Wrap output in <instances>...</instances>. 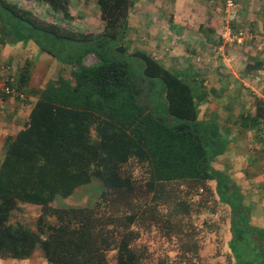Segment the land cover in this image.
Here are the masks:
<instances>
[{
  "label": "trees",
  "instance_id": "1",
  "mask_svg": "<svg viewBox=\"0 0 264 264\" xmlns=\"http://www.w3.org/2000/svg\"><path fill=\"white\" fill-rule=\"evenodd\" d=\"M33 1L70 16L68 0ZM95 1L102 24L81 30L0 0V42L29 40L58 65L35 88L27 87V59L0 80L16 93L0 88L1 97L35 96L0 157V257L21 260L38 249L45 264H110L113 252L114 264H141L146 243L136 241L152 230L177 245L167 264H190L204 233L228 221V251L213 254H224L222 264H264V227L249 222L240 187L212 163L229 139L221 123L232 120L198 117L206 92L187 67L167 68L151 52L128 49L132 0ZM222 13L231 33L244 32L230 27L238 10L233 18L223 6ZM217 38L224 51L244 43ZM243 57L245 73L263 67L259 57ZM253 97V113H239L237 123L264 131V98ZM92 178L101 186L93 204H53ZM22 203L38 206L33 226L9 220ZM201 212L208 216L196 224Z\"/></svg>",
  "mask_w": 264,
  "mask_h": 264
},
{
  "label": "rangeland",
  "instance_id": "2",
  "mask_svg": "<svg viewBox=\"0 0 264 264\" xmlns=\"http://www.w3.org/2000/svg\"><path fill=\"white\" fill-rule=\"evenodd\" d=\"M19 6L23 8H27L30 11L34 12L35 14L52 21L59 22L63 25L75 28V29H98L102 21L99 18V8L95 0H68V9L70 16L68 18H63L59 11L53 10L48 7L46 4L42 2H37L33 0H13ZM235 1V0H234ZM236 3V2H235ZM223 0H218V5L221 7L223 6ZM184 4H181L182 6ZM174 9L181 12L182 9L176 8L173 4L172 0H144L143 2L132 0L131 8L129 11L128 17V26L125 33V42L128 45L129 50L133 49H143L150 51L152 54L156 52L160 55L162 53V58L165 62L170 66L174 67H187L191 74H201L205 72V78L199 79V81H204L205 84L203 86L205 88H218L220 89L221 83L216 80V74H226L225 71L229 68L228 64H232L231 60L226 61L225 58L222 59V55L228 53L230 56H234V54H242L243 56L246 55L249 58H264V49L258 51L256 45L262 44L259 41H255L252 43L249 41V34L242 28L244 31V39L242 46H237L233 48L231 45L227 47V50L224 51V54L220 53V49L222 47V41H220L218 37V33L221 31L220 25L224 26V19L223 16L220 18V14L218 15L217 21H215V31L211 38L207 40L203 44V41L194 40L191 42H186V39L182 37L181 31L178 32L169 28L170 23L172 21V14ZM235 9L237 12V3L235 4ZM153 12L154 15L157 16L155 20H151L150 17L146 18V24H143L142 19L136 18V12ZM239 13V11H238ZM222 14V13H221ZM240 14H243L240 12ZM170 16V20L168 17ZM149 21H153L152 24L147 25ZM221 22V24H220ZM229 24V22H228ZM242 24V23H241ZM237 26V24H235ZM235 25H231V29H236ZM150 26L153 27V32L148 36L147 32L149 31ZM148 27V29L146 28ZM166 29V30H165ZM140 30L138 34L137 31ZM192 38V37H191ZM219 39V40H218ZM21 44L26 43L27 41H20ZM221 43V46L218 49V45L215 43ZM18 44V43H17ZM157 48L151 49V46L154 45ZM217 47L215 50L212 47ZM253 48V49H251ZM223 49V48H222ZM22 50V49H21ZM34 51V50H32ZM163 51V52H162ZM156 54V55H157ZM205 54V55H204ZM198 56L197 58H195ZM204 56L208 57V60H204ZM239 57V56H237ZM242 58V56H240ZM239 57V58H240ZM200 58L199 60H197ZM228 58V57H226ZM264 61V60H263ZM43 62V61H41ZM224 62H227L225 64ZM50 63V64H49ZM228 66V67H227ZM39 69V75L47 74L49 77H52L58 68L57 62L54 58H50L47 61L43 62L40 65V62L36 66ZM30 68L33 67L30 65ZM35 68V67H34ZM33 68V69H34ZM186 68V69H187ZM5 71H11V66L9 64L4 65ZM263 72L260 74H256L254 83L245 80L244 83L241 82L240 85H235L233 88L229 90L228 93H220L216 90H208L207 95L201 98L198 101V108L203 110L204 113H214L219 118V121H223L226 113L231 112V115L228 116L229 119L234 123L237 121V115L241 111L248 110V107L251 110H254L255 101L254 97H261L264 98V68ZM14 70V69H13ZM224 72V73H222ZM208 75V77H207ZM43 76L42 78H44ZM210 78V79H209ZM230 81L228 78H223L222 84H229ZM200 82V83H201ZM204 83V82H203ZM232 84V83H231ZM202 85V83H201ZM258 85V86H257ZM238 89L237 91H235ZM230 94H233L230 96ZM27 97V96H26ZM25 100V99H23ZM224 101H229L232 103V107H225ZM216 104L218 106V110L216 109L215 112L213 108L207 107L208 104ZM231 107V108H230ZM206 108H209L206 111ZM236 114V115H234ZM264 127V124H262ZM253 128V127H251ZM255 133L262 134L264 131H257L253 128L250 130L249 137H255ZM258 147L253 146L251 148V153L256 154ZM258 154V153H257ZM264 157V154L261 155V159ZM101 186L100 183L92 178L86 184L78 186L74 191H72L69 195L64 197H58L55 199L53 204L55 205H80V204H88L91 205L97 199L99 190ZM20 209H17L15 212L11 213L9 216L10 221H20L25 223L29 226H33V220L35 215L39 212L38 206L28 203L20 204ZM219 213H226L225 207L218 208ZM217 215V212L211 213L209 217L214 218ZM208 216L206 212H201L199 216L194 217V222L197 224L201 218ZM54 220L53 216L49 217V221L52 222ZM224 228V225H223ZM222 224H220V228L217 232H208L207 234L204 233V240L201 244L199 249V259L195 260L194 263L190 264H222L224 262V254H213L220 248V250H224ZM202 237V235H201ZM200 238V236H199ZM137 244L141 245L146 243V248L142 251V263L141 264H167L173 261L174 254L177 250V245L174 239H165L163 237H155L153 231L149 232H141L139 238L137 239ZM110 258V264H114L113 260V252L108 253ZM176 258V257H175ZM0 264H45L44 258L41 252L38 249H35L34 253L25 259L17 260L8 257L1 258L0 257ZM188 264V263H186Z\"/></svg>",
  "mask_w": 264,
  "mask_h": 264
},
{
  "label": "crops",
  "instance_id": "3",
  "mask_svg": "<svg viewBox=\"0 0 264 264\" xmlns=\"http://www.w3.org/2000/svg\"><path fill=\"white\" fill-rule=\"evenodd\" d=\"M136 1L143 2L144 0ZM172 2L176 8L181 7L184 10L178 12V10L174 9V12L172 14V21L169 28L175 31L178 30V32L181 31L182 37L185 36L183 37V39L185 38L186 42L201 40L204 44L209 39L208 34H213L214 32H216L215 21H217V17L219 14L220 18H222L221 16H223L221 7L220 5H218V0H172ZM235 2L237 3V9L239 13L237 19L231 22V25L237 24V26L235 25V28H243L250 36L247 39H249V41H251L252 43L254 42V40L262 43L256 45L258 51H260L261 45L262 49H264V0H235ZM181 4L184 5L180 6ZM240 12L243 14H240ZM135 17L138 19H142L143 24L147 23L146 18L148 17H150L151 20H155L157 18V16L154 15L153 12L146 13L141 11L136 12ZM170 19L171 18L169 16L168 20ZM152 23L153 21H149L147 25H150ZM220 27H222V25H220ZM146 28L148 29V27ZM152 32L153 27L150 26L149 31L147 32L148 36H150ZM137 33L139 34L140 30L137 31ZM21 43L22 42L20 41L14 44L0 42V80L5 77L6 72L4 69V65L9 64V66H11V68H13L14 72L16 73L18 67H20L24 60L27 59L31 60V66L33 68L35 67L34 69L29 68L27 87L35 88L39 85L44 84L49 76L47 74L39 75V69H37L36 72L37 64L40 62L41 65L43 62L52 58V56H50L46 51H38L36 46L29 40L24 44ZM198 43L199 41L197 42V44ZM218 45L221 46V43H218ZM220 46H218V49ZM232 47L235 48L237 46L233 45ZM153 48L154 50L155 48H157L156 44L155 46H151V49ZM222 48L223 46L219 51L221 54H224V50ZM156 54L157 53L154 52L153 56L161 59L164 66L168 68L169 65L162 58V53H160V55ZM226 55V57L228 58H226L224 54L222 55V59L225 58L226 61L231 60L232 64H228L229 68L225 71L226 74H216V80L221 83L220 89L215 87H210L209 89L203 86L206 95L207 91L212 89L220 93H228L231 88H233L237 84L240 85L241 82L244 83L245 80L254 83L256 74H260L263 72V57H259L263 62V67L261 69L245 73L243 71V66L246 59L242 54H234V56H230L228 53H226ZM237 56H242V58H239ZM199 59L200 58H198L197 60ZM204 60H208V57L204 56ZM224 63L227 64V62ZM169 68L179 69L178 67L174 66H170ZM43 76L45 77L42 78ZM188 76H190L189 80L191 78H196V81H199V79L205 78V72H202L201 74H191V72H189ZM223 78H228L230 80L228 81L229 84H222L221 81H223ZM201 83L202 85L205 84V80ZM237 90L238 89H236L235 91ZM232 95L233 94H230V96ZM23 99L19 100L18 98L7 95L1 97L0 95V157L2 155L5 136L9 133L15 132L22 126L24 120L28 115L32 102L35 99V96L27 93V97H25V100ZM224 105H226L225 107H232V103H230L229 101H224ZM207 107L213 108L214 112L216 109L218 110V106H216V104L209 103ZM209 108H206V111H208ZM242 110L243 109H240L239 113H241ZM253 111L254 110H251V108L248 107V110H244V112H242L241 114H249L253 113ZM197 112L198 117H202L208 114L207 112L204 113V111L200 110L199 108L197 109ZM230 115L231 112H227L225 117L228 118V116ZM219 122L221 123L222 121ZM224 124V122L221 123V128L222 130L227 129L226 132L228 133L227 136L229 138L228 143L225 150L221 154L214 157L212 163L216 168L225 171L240 187V190L243 194V201L249 207V222L258 227H264V157H262L261 159V155L264 154V140H262L261 138L262 134L255 133L256 136L251 138L248 134H250V130H253V128L241 127L238 125L237 121L235 122V124ZM253 146L258 147V154L251 153V148ZM222 230H224L223 251L226 252L228 251L226 242L229 237L228 221H225L222 224Z\"/></svg>",
  "mask_w": 264,
  "mask_h": 264
},
{
  "label": "built area",
  "instance_id": "4",
  "mask_svg": "<svg viewBox=\"0 0 264 264\" xmlns=\"http://www.w3.org/2000/svg\"><path fill=\"white\" fill-rule=\"evenodd\" d=\"M223 9L226 15L229 16L230 18H233L236 15L235 3L233 0H224ZM224 23L225 24L224 26L222 25L221 27L222 30L220 32V36L222 37L223 40L225 41L235 40L236 42H240L244 38V34L241 31H238L237 33H231L227 19H225ZM0 88L9 92L11 95L16 94L13 89L7 88L4 85H2V82H0Z\"/></svg>",
  "mask_w": 264,
  "mask_h": 264
}]
</instances>
